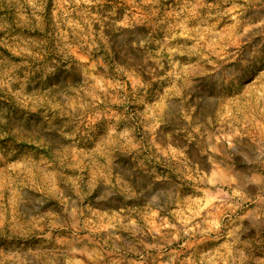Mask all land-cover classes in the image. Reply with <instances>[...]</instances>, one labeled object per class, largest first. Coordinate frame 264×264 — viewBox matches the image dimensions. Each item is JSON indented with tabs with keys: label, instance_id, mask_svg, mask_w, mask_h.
Wrapping results in <instances>:
<instances>
[{
	"label": "rangeland",
	"instance_id": "374dc122",
	"mask_svg": "<svg viewBox=\"0 0 264 264\" xmlns=\"http://www.w3.org/2000/svg\"><path fill=\"white\" fill-rule=\"evenodd\" d=\"M0 264H264V0H0Z\"/></svg>",
	"mask_w": 264,
	"mask_h": 264
}]
</instances>
